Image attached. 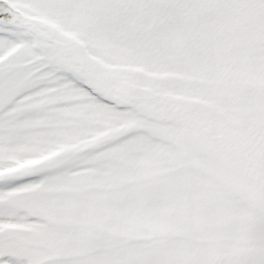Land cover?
I'll use <instances>...</instances> for the list:
<instances>
[{
  "label": "snow or ice",
  "instance_id": "obj_1",
  "mask_svg": "<svg viewBox=\"0 0 264 264\" xmlns=\"http://www.w3.org/2000/svg\"><path fill=\"white\" fill-rule=\"evenodd\" d=\"M0 264H264V0H0Z\"/></svg>",
  "mask_w": 264,
  "mask_h": 264
}]
</instances>
